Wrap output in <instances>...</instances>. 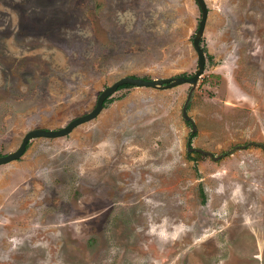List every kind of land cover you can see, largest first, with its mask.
Wrapping results in <instances>:
<instances>
[{
  "label": "rangeland",
  "instance_id": "374dc122",
  "mask_svg": "<svg viewBox=\"0 0 264 264\" xmlns=\"http://www.w3.org/2000/svg\"><path fill=\"white\" fill-rule=\"evenodd\" d=\"M204 1L194 87L119 89L0 165V264H264V0ZM200 19L195 0H0V156L121 77H191Z\"/></svg>",
  "mask_w": 264,
  "mask_h": 264
},
{
  "label": "water",
  "instance_id": "95a60500",
  "mask_svg": "<svg viewBox=\"0 0 264 264\" xmlns=\"http://www.w3.org/2000/svg\"><path fill=\"white\" fill-rule=\"evenodd\" d=\"M195 2L200 8L201 19L198 24L196 35L192 41L193 48L197 55V69L191 77L180 76L170 79H145V78L133 77V76L121 77L118 80H116L114 83H112V85L106 87L99 93L96 99L95 106L89 113L73 119L65 127H62L58 130H46V129L37 128L28 131L23 136L20 145L15 151L8 153L4 156H0V165L7 164L11 161L19 159L25 152L28 142L33 138H39V137L56 138V137L65 136L68 133H70L72 129H74L76 126L94 119L103 110V105L106 99H108L122 85H129L133 87H148V88H172L177 85H181L183 83H188L191 84L192 87H194L197 84L199 77L203 73L205 66V55L200 46V40L203 35L205 21L208 14V10L204 0H195ZM190 95L191 92L188 93V98L190 97ZM183 116L186 120L189 119L185 110L183 111ZM192 129L193 131L195 130L194 125H192Z\"/></svg>",
  "mask_w": 264,
  "mask_h": 264
},
{
  "label": "trees",
  "instance_id": "16d2710c",
  "mask_svg": "<svg viewBox=\"0 0 264 264\" xmlns=\"http://www.w3.org/2000/svg\"><path fill=\"white\" fill-rule=\"evenodd\" d=\"M146 79V78H145ZM127 87H130L129 85H122V86H120L119 88H118V90L119 89H122V88H127ZM195 135V133L193 132V133H191V137L192 136H194Z\"/></svg>",
  "mask_w": 264,
  "mask_h": 264
}]
</instances>
